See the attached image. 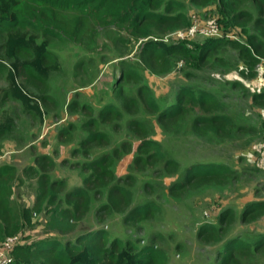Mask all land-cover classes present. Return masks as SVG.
Here are the masks:
<instances>
[{
	"label": "trees",
	"instance_id": "trees-1",
	"mask_svg": "<svg viewBox=\"0 0 264 264\" xmlns=\"http://www.w3.org/2000/svg\"><path fill=\"white\" fill-rule=\"evenodd\" d=\"M190 1L203 6L216 3V17L223 30L222 35L205 37L195 49L187 45V40L169 42L163 39L189 26L187 4L183 0H0V74L7 80L0 97V139L11 134L16 125L14 116L5 109L9 99L20 101L25 112L39 117L45 113L44 104L52 101L48 93L49 79L53 72L60 70L61 63L50 47L51 40L79 43L87 30L97 27L123 30L140 40L141 59L154 72L168 71L179 59L205 68L221 50L230 47L244 65L242 72L247 76L255 75L258 64L264 60V0ZM236 27L243 35L237 34ZM217 59L223 60V57ZM193 74V71L187 72L188 77ZM127 82L138 84L135 94L125 89ZM234 82L237 87L241 85L239 81ZM116 84L121 107L114 99L106 100L99 108L77 98L69 102L72 111L86 115L80 123L85 135L73 149L75 154L83 153L87 157L82 163V170L86 172L82 184L67 188L64 177L54 174L58 165L56 159L45 152L35 151L34 162L22 170L14 163L0 164V242L7 235L31 225L34 212L44 207L51 210L50 219L58 233L76 231L96 197L102 198L95 210L98 223L106 222L108 227L97 225L64 240L49 234L31 242H20L14 246V259L10 264L169 263V253L155 242L161 234L153 235L155 240L149 241L141 235L122 238L110 232V219L114 216L120 217L123 226L141 229L140 223L155 218L160 210L155 198L135 201L132 189L137 182L135 172L125 175L115 172L117 161L132 152L133 140L127 137L115 143L114 140L125 126L140 139L131 168L146 171L165 160L163 169L175 172L180 168V160L164 158L161 142L150 136L145 122L138 118L142 109L156 114L158 122L169 132L177 131L179 121L192 106H199L204 112L197 114L192 122L198 134L215 131L225 137L229 133L228 121L225 115L216 112L220 107L219 97L207 89L195 92L185 83L174 100L158 103L136 70L122 71ZM253 99L264 103V90L255 91ZM69 127L60 128V138L73 136L71 130L77 125L70 123ZM100 146L105 150L93 155V148ZM62 161L68 162L67 159ZM25 175L36 180L37 192L32 206L17 205L13 199L15 186L23 182ZM235 177L234 169L222 161L192 160L184 166L181 179L171 184L170 191L177 196L207 185H226ZM144 186L147 189L151 184L145 182ZM263 213L264 198L249 200L242 208L241 219L235 208L227 205L219 212L218 222L205 221L199 227L197 237L201 241L212 242L224 237L217 247L213 264H242L244 257L264 251V232L256 233L252 239L240 232L229 233L237 218L249 222Z\"/></svg>",
	"mask_w": 264,
	"mask_h": 264
},
{
	"label": "rangeland",
	"instance_id": "rangeland-1",
	"mask_svg": "<svg viewBox=\"0 0 264 264\" xmlns=\"http://www.w3.org/2000/svg\"><path fill=\"white\" fill-rule=\"evenodd\" d=\"M183 1L187 4L185 11L190 20L189 25L195 22L201 25L218 22L216 3L203 6L190 0ZM247 3L257 9L252 1ZM235 31L243 35L239 27ZM203 39L204 35L196 33L195 36L182 40H187V45L195 49ZM171 41L178 42L175 36ZM139 44L140 40L133 39L128 32H119L112 27L87 30L85 38L79 43L52 39L50 47L61 63L60 70L53 72L49 79L48 93L52 101L48 105L44 104L45 113L39 117L25 112L20 101L8 100L5 109L14 116L16 125L11 134L0 139V164L14 163L22 170L34 162L35 151L45 152L56 159L58 165L54 174L64 177L67 188L82 184L86 175L82 170V163L87 157L83 153L75 154L73 149L79 146L85 135L80 123L86 115L81 111H72L69 102L77 98L90 101L99 108L106 100L114 99L121 107L116 83L122 71L133 69L140 73L141 81L149 85L158 103L162 100H174L178 89L185 83L190 84L195 92L201 89L212 91L220 99V107L216 112L225 115L228 121L229 133L225 137L215 131H209L205 135L195 132L192 127L193 119L197 114L204 113L199 106L190 107V111L179 121L177 131L169 132L164 129L158 122L157 115L146 109H142L138 116L150 130V136L161 142L160 149L164 158L180 160V168L175 172L163 169L165 160L146 171L131 168L140 139L125 126L121 128L122 132L117 134L114 143L127 137L133 140V150L117 161L115 172L117 175L135 172L137 182L132 187L135 201L155 198L160 210L155 218L142 221L141 229L132 225L123 226L119 216L110 219L112 225L109 227L110 232H115L122 238L141 235L151 241L155 240L153 235L161 234L162 236L157 235L155 242L169 253L168 264H213L216 262L217 247L224 237L212 242L201 241L197 237L199 227L205 221L218 222L219 212L227 205L233 206L240 217L246 202L264 198V103L253 99L255 91L264 90V60L258 64L255 75L247 76L242 72L244 65L237 53L228 47L221 50L219 56L213 57L210 65L205 68L179 59L171 69L158 73L141 59ZM220 56L223 60L217 59ZM188 71H193V76L188 77ZM234 81H239L241 85L237 87ZM6 84L5 75L0 74V97L1 89ZM124 87L132 94L138 90L135 82H127ZM70 123L77 125L76 129L71 130L73 136L70 139L60 138V128L69 129ZM104 150L105 147H95L92 154L98 155ZM62 159H67L68 162L63 163ZM192 160L222 161L234 169L236 177L226 185L212 184L187 190L177 196L172 195L171 184L181 179L184 166ZM77 161L79 165H76ZM24 177L23 182L16 184L13 199L17 205L32 206L37 192L36 180L26 178V175ZM145 182H149L151 187L146 189ZM93 199L88 215L78 224L76 231L58 233L53 226L54 221L50 219L51 210L44 207L34 212L31 225L9 235H19L22 242H31L49 234L58 235L64 240L97 225L108 227L106 222L98 223L100 220L96 216L95 210L102 198ZM237 232L249 239L256 233L264 232V213L249 222L237 218L229 233ZM242 264H264V251L244 257Z\"/></svg>",
	"mask_w": 264,
	"mask_h": 264
},
{
	"label": "built area",
	"instance_id": "built-area-1",
	"mask_svg": "<svg viewBox=\"0 0 264 264\" xmlns=\"http://www.w3.org/2000/svg\"><path fill=\"white\" fill-rule=\"evenodd\" d=\"M202 34L204 37H211L216 35H222L223 30L220 24L215 21L214 23H210L207 25H201L197 22L189 25L187 28H180L174 32H171L164 36L165 41H171L173 36L176 37V40L188 39L195 34ZM175 42V41H174ZM262 145L264 147V138ZM22 242L19 235H9L0 243V264H10L14 257H13V249L14 246L18 243Z\"/></svg>",
	"mask_w": 264,
	"mask_h": 264
},
{
	"label": "clouds",
	"instance_id": "clouds-1",
	"mask_svg": "<svg viewBox=\"0 0 264 264\" xmlns=\"http://www.w3.org/2000/svg\"><path fill=\"white\" fill-rule=\"evenodd\" d=\"M170 42V41H169ZM176 42V41H175Z\"/></svg>",
	"mask_w": 264,
	"mask_h": 264
}]
</instances>
